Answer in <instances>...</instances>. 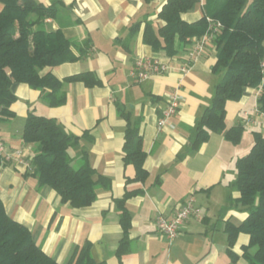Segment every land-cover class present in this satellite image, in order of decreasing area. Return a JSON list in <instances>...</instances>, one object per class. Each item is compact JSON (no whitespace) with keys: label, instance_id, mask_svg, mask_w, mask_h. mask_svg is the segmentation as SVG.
Here are the masks:
<instances>
[{"label":"crops","instance_id":"0c3cea01","mask_svg":"<svg viewBox=\"0 0 264 264\" xmlns=\"http://www.w3.org/2000/svg\"><path fill=\"white\" fill-rule=\"evenodd\" d=\"M37 1L60 4L58 16L47 19L45 27L61 29L75 54L88 43L91 46L80 60L45 68L41 75L51 72L64 80L92 72L101 84H65L67 102L57 107L50 106L40 90L24 83L13 85L17 97L11 106L14 116H0V137L11 155V161L0 171V197L7 214L27 227L35 243L60 264H70L86 242L91 243L93 259L107 264H249L242 247L250 237L239 235L233 247L238 258L232 262L225 227L227 222L240 225L248 217L247 210L230 198H239L232 187L237 179V160L250 152L255 133L264 137V120L255 111L259 91L246 88L239 102L226 105L227 130L237 125L245 127L238 145L212 133L207 142L194 149L192 138L199 119L211 105L224 76L212 71L217 56L213 41L184 74L180 67L188 51L171 58L144 42L147 22L155 29L162 26L158 15L167 0ZM197 1L182 14L188 23L205 15V0ZM136 25L139 29L132 34ZM153 57L171 64L172 70L136 82L132 77L136 61ZM175 89L182 97L179 111L159 128L168 95ZM120 107L142 137L145 180H138L135 166L125 161L128 123L120 115ZM30 112L55 119L67 134L78 137L79 143L70 149L74 166H80L87 154L98 177L106 179L97 184V199L91 206L78 209L63 202L52 188L40 187L21 162L30 163L35 155L34 145L23 139ZM126 193L131 194L125 203L131 228L129 250L120 260L117 251L124 230L117 200ZM189 197L201 208L202 217L187 221L181 236L170 242L157 230L156 218L161 214L172 217Z\"/></svg>","mask_w":264,"mask_h":264},{"label":"trees","instance_id":"16d2710c","mask_svg":"<svg viewBox=\"0 0 264 264\" xmlns=\"http://www.w3.org/2000/svg\"><path fill=\"white\" fill-rule=\"evenodd\" d=\"M152 1V0H146ZM197 0H167L158 18L162 26L155 29L147 22L144 42L155 52H165L174 57L188 51L195 38H201L209 29L207 17L220 22L222 28L216 33L213 43L217 51L213 73H224L217 84L212 103L199 119L192 138L194 149L207 142L212 133L222 134L238 145L245 127L237 125L227 130L226 105L239 102L246 88L261 90L258 106L264 112V0H205V15L195 23H188L182 14L191 10ZM0 116L12 118L11 106L17 100L13 92L16 83L28 84L40 90L43 99L52 107L67 102L65 84L84 82L87 87L98 86L101 81L92 72H83L59 80L51 72L41 75L45 68H56L67 62H75L88 54L90 43L79 48L75 54L72 43L61 29L48 30L47 19L56 18L60 4L45 5L37 0H0ZM140 25L131 29L135 34ZM120 115L127 121L125 134V161L133 164L137 179L145 180L146 153L138 127L132 125L130 116L120 107ZM23 139L34 145L35 155L31 160V174L40 187L55 190L61 200L73 208L91 206L97 199L96 187L106 179L99 176L89 163L75 167L70 149L79 143V138L67 134L53 118L30 112L24 125ZM1 162V155H0ZM237 179L232 187L239 198L230 200L242 206L248 217L240 225L227 222L228 254L235 262L234 253L240 234L250 237L242 247L243 257L249 264H264V137L255 133V142L250 152L236 162ZM130 193L117 200L121 211L124 237L117 251L121 260L128 252V233L131 215L125 207ZM91 243L86 242L70 264H107L96 262L91 254ZM0 264H60L39 247L30 230L10 217L0 197Z\"/></svg>","mask_w":264,"mask_h":264},{"label":"built area","instance_id":"2783aa9c","mask_svg":"<svg viewBox=\"0 0 264 264\" xmlns=\"http://www.w3.org/2000/svg\"><path fill=\"white\" fill-rule=\"evenodd\" d=\"M209 23V29L205 35L201 38H195L188 49L186 58L181 63L180 71L187 74L193 67V61L200 57L206 50L207 44L212 42L216 33L222 28L220 22L213 21L207 17ZM264 67V63H263ZM172 66L169 63L161 61L158 57L153 58H140L136 61L135 67L132 71V77L138 83L146 81L154 76L162 75L170 72ZM259 91V95L261 90ZM182 103V97L179 91L175 89L173 92L169 93L167 99L166 108L163 110L162 118L158 122L159 128H163L167 121L175 116ZM255 111L264 120V112H261L259 106L257 105ZM248 114V113H246ZM0 171L11 161V155L7 152L6 146L2 138L0 137ZM21 162L25 163L29 170L31 171V162L27 163L24 160ZM202 210L196 205L195 199L189 197L183 204L179 205L175 214L172 217H166L164 215H159L156 218L155 224L159 233L166 237L170 242L177 240L181 236L182 227L184 224L192 218H201Z\"/></svg>","mask_w":264,"mask_h":264}]
</instances>
